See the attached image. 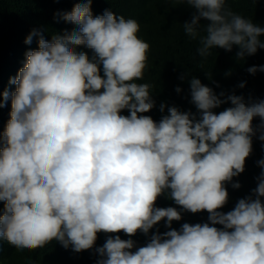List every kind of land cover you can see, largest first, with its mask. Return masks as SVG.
<instances>
[{
  "label": "clouds",
  "instance_id": "9594fccd",
  "mask_svg": "<svg viewBox=\"0 0 264 264\" xmlns=\"http://www.w3.org/2000/svg\"><path fill=\"white\" fill-rule=\"evenodd\" d=\"M169 2L196 10L182 27L198 40L202 61L217 47L231 52L238 46L239 60L264 49V27L233 11L229 0ZM91 5L83 0L63 12L61 18L78 27L50 41L34 29L25 43L37 37L38 49L26 53L10 78L15 91L0 93V107L11 100L0 133V242L23 252L57 241L81 252L94 247L98 233L147 235L165 221L170 230L135 251L133 239L109 235L96 249L97 264H264V170L252 195L220 211L228 203L226 183L244 172L252 153L254 118L264 130V100L246 102L235 94L222 100L223 92L193 77L198 117L176 106L159 122L142 115L155 106L154 86L137 82L144 79L150 44L138 35L136 19L109 9L94 16ZM257 71L264 66L248 69ZM228 101L231 107L213 111ZM125 109L130 115L121 114ZM258 164L264 169V159ZM164 194L180 210L157 207ZM182 211H207L211 225L223 227L184 223L172 229Z\"/></svg>",
  "mask_w": 264,
  "mask_h": 264
},
{
  "label": "trees",
  "instance_id": "16d2710c",
  "mask_svg": "<svg viewBox=\"0 0 264 264\" xmlns=\"http://www.w3.org/2000/svg\"><path fill=\"white\" fill-rule=\"evenodd\" d=\"M78 2L83 0H0V93L5 90L15 91L16 86L9 83L10 78L15 77L24 66L26 53L38 49V38L33 37L32 42L26 44V37L35 29L42 31L44 38L50 41L53 34L63 35L65 31L76 29L78 26L65 22L61 14L71 11ZM229 6L243 17L251 19L254 24L264 27V0H229ZM91 9L94 16L102 15L109 9L125 18L136 19L140 24L138 35L150 44L144 79L137 82L154 86L151 95L155 106L142 115L150 116L159 122L163 115L168 114L169 107L176 106L180 111H191L198 117V111L191 103L190 80L193 77L200 79L202 84L212 88L217 95L223 92L222 100L232 94L243 96L246 102L264 100V72H248L250 67L264 66V49H258L256 54L239 60L236 57L238 46H233L231 52L217 47L212 50L210 57L202 61L196 51L199 47L198 40H191L182 27L184 23L191 21L196 11L191 6L172 3L169 0H92ZM208 23L204 19L200 21L201 25ZM259 39L264 42V35ZM75 50L86 53L89 59L95 55L93 50L86 46H76ZM100 69L103 75L102 65ZM241 84L244 87H240ZM178 87L180 92L176 91ZM161 104L165 105L163 113L160 111ZM231 106L228 101L213 111L218 114ZM10 111L9 99L4 107H0V133L4 131L10 119ZM121 114L130 115L127 109L122 110ZM252 123L256 129V135L252 137V153L246 158L244 172L233 177V180L225 185L229 198L228 203L220 209L224 213L233 210L239 199L252 195V190L257 187V177L264 170L258 164V161L264 159V141L259 139L264 130L259 128V117L254 118ZM234 183H239L240 187L234 188ZM260 199L264 204V197ZM156 206L176 207L180 210L167 194L157 199ZM2 210L3 202H0V213ZM181 215L180 221L172 222V229L180 230L184 223H209L210 226L223 227L211 225L207 211L195 214L182 211ZM169 230L165 221H161L150 229L147 235L139 231L132 237L123 232H101L98 233L94 247L81 252L74 251L71 246L66 249L57 241H52L40 249L20 252L4 241L0 242L3 249L0 252V264H28L29 260L32 264H97L101 257L96 249L104 245L109 235L133 239L135 251L136 248L145 246L153 234H163Z\"/></svg>",
  "mask_w": 264,
  "mask_h": 264
}]
</instances>
